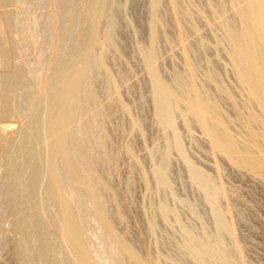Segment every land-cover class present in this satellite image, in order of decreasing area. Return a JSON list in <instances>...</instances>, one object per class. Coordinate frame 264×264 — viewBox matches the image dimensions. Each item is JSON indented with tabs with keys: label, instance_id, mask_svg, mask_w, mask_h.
Segmentation results:
<instances>
[{
	"label": "bare ground",
	"instance_id": "6f19581e",
	"mask_svg": "<svg viewBox=\"0 0 264 264\" xmlns=\"http://www.w3.org/2000/svg\"><path fill=\"white\" fill-rule=\"evenodd\" d=\"M121 1L0 0V167L4 168L0 173V264H246L220 204L226 189L189 158L179 125L185 131L197 127L206 144L203 149L264 179V0L199 1L202 4L143 0L146 21L138 8H143L142 0ZM16 5H28L32 13L45 9V26L39 27L40 13L20 19V11L9 9ZM122 8L136 12L131 20L137 18V28L132 25V29L135 35L146 36V44H133L134 39L129 44L137 45L135 53L141 63L137 65L144 73L141 81L146 80L142 84L149 89L153 124L167 131L147 155L143 151L147 167L143 153L145 160L134 155L132 146L123 147L138 168L146 192L158 196L153 204L124 199V185L118 186V156L112 150L116 149L115 135L125 130L121 118L128 120L129 132L142 139L146 127L143 117L135 116L133 106L123 99L128 100L123 95L125 77L110 67L111 54L123 62V46L117 40L118 15L122 18L120 14L125 13ZM165 13L170 26L165 24ZM196 19L206 24L213 21L214 28H209L215 47L227 58L236 92L223 86L215 69L203 59L211 48L202 34L205 25L198 24L200 30ZM19 34L22 41L16 40ZM24 35L28 39L23 41ZM40 36L47 41L41 40L43 46L36 49L41 54L31 58L27 46L31 43L35 48ZM160 39L176 46L181 59L173 56L174 51L171 57L182 61L180 69L172 63V71L169 63V78L161 69ZM13 57L21 59L14 62ZM200 58L203 66L198 64ZM222 100L235 111L239 129L234 128V119L227 115ZM14 118L20 123L16 129L9 122ZM115 138L116 145L118 136ZM173 153L201 193L211 227L196 204L175 195L169 174ZM132 181L129 177L126 185ZM181 204L188 207L192 218L200 220L199 227L182 221Z\"/></svg>",
	"mask_w": 264,
	"mask_h": 264
},
{
	"label": "rangeland",
	"instance_id": "374dc122",
	"mask_svg": "<svg viewBox=\"0 0 264 264\" xmlns=\"http://www.w3.org/2000/svg\"><path fill=\"white\" fill-rule=\"evenodd\" d=\"M199 1H202V0H198V1H193V2H195V3H197V4H202L203 2H199ZM123 2H125V0L124 1H121L120 3H123ZM140 4H142V6H143V8L141 7V5L140 4H138V5H140V7H138V5H137V7L138 8H141L142 10L144 9V10H146V11H141V9L139 10L140 12H142L141 14H143L142 15V19H143V21H146L147 19V3L145 2V1H143L142 0V3H141V1L139 2ZM146 4V6H144V4ZM17 6L18 5H16V7L14 6V8L13 7H10L9 9H11V10H14V11H16V10H18V11H20V12H18V11H16V12H18L19 14H20V19H25V17H27L29 14H31V15H34V16H37L38 14H35V13H40V19H41V25L39 24V27L41 28L42 26H45V23H46V16H45V14H46V10L45 9H39V10H36V12H34V13H32L33 11H32V9L28 6V5H24V6H22V7H20V5L18 6V8H17ZM13 8V9H12ZM31 9V11L29 12V10ZM21 10H22V12H21ZM27 10H28V12H27ZM45 10V11H44ZM122 10V13H123V11L125 12V13H123V14H120V16L124 19V20H120V19H122V18H120L119 17V15H118V22H121V23H119V27H120V30H119V36H117V40L119 41V43L123 46V53H122V58L121 59H123V62H121V60L120 59H117V56L116 55H114V54H111V57H112V60H111V62H110V67H113L112 69H113V71H114V69H116L115 70V74L116 75H118V76H121L120 74H122V76H124L125 78H124V80H126L125 81V84H127V86L125 85L124 86V96H127V99L129 100H127L126 101V99H125V97H123V99H124V101L130 106V107H132V111H134V113L133 114H135V116H137V117H143V119H144V121H145V124H146V127L147 128H149V129H147L146 127V129L148 130V131H146V129L144 128V137H143V139L141 138V136L138 134V135H136L137 133H135L134 132V134H133V132H129V122H128V120L127 119H125V118H121L122 120H121V122L123 123L122 125L123 126H125L124 128H125V130L122 132L123 134H119V135H115V137H117L118 136V140H116V145H115V140L114 139H116L115 137H114V139H113V147L114 146H116V149L115 148H113L112 150L114 151V153L118 156V160H117V163H118V165H117V171H118V173H117V178L119 179V181H118V183L120 182V184H118V186L119 185H121V184H123L124 185V187H123V185L121 186V189H123V190H121L122 191V194H124L125 195V197H124V195H123V197H124V199L126 198V200H136L137 202H139L140 200H146V202H148V200H149V202L148 203H156V201L157 200H159V198H158V196L157 195H154V194H152V193H148V192H146V190H145V188H144V185L141 183V181H140V179H139V171L137 170L138 168L135 166V164H133V162H132V159H130L131 157L129 156V155H127L126 153H125V151H124V149H123V147H125L126 145H130V146H132V148H133V151H135L134 153H136V154H134V155H137L136 157H141L142 159H144V158H146V155H147V152L148 151H150V150H152L154 147H155V145L156 144H158V141H159V143L162 141V139H163V134L165 135L166 133H167V131H166V129H164V128H162V127H159L158 125H156L155 123V125L153 124V122L154 121H152L153 119H151V118H153V109H152V106H151V103H150V100L148 101V99H149V89L146 87V89H145V86H147V85H143L142 83H144L143 81L145 80V78L143 79V81H141L142 80V78H143V76H144V73L142 72V73H140L141 72V66H140V69H139V66L137 65V64H140L141 65V63H138V62H140L139 61V59H138V57H136V55H137V53H135L136 52V49H135V46H137L138 44H146V42H147V40L145 39V40H143L146 36L145 35H140V34H137V35H135L136 33H134V29H132V25H135L136 26V21H137V18H135L134 17V19H135V23L133 22V20H131V18L133 19V16H135L136 15V12H134V11H130V13H129V11H127V10H130V9H121ZM126 10V11H125ZM23 11H24V13L25 14H23ZM120 12V11H119ZM126 12L128 13V15H126ZM131 12H134V13H132L131 14ZM146 12V13H145ZM121 13V12H120ZM146 14V15H145ZM25 15H27V16H25ZM30 15V16H31ZM39 16V15H38ZM37 16V17H38ZM143 16H145V17H143ZM29 17V16H28ZM129 18V19H128ZM43 19V20H42ZM146 19V20H145ZM164 21H165V24H169V16H168V14L167 13H165V15H164ZM169 19V20H168ZM129 20V21H128ZM199 20V21H198ZM39 21V23H40V20H38ZM167 21V22H166ZM210 22L209 23H204L203 21H201L200 19H196V23H197V25L199 24V25H202V26H200L201 28L204 26L205 27V29H204V27H203V30L202 31H207L209 34H207V32L205 33V31L204 32H202V34H205L206 35V37H204L205 38V40L207 41V43H208V47L209 48H211V49H208L207 51H209L210 52V54L207 52V51H205L206 53H204V56H203V59H206L207 61H209V63H210V66H211V68H213V70L219 75V81H220V83L221 84H223V86H225L226 88H231L234 92H236V90H237V88H236V82L234 81V82H232L233 80H235L234 79V77L232 76V74H231V72H229L230 70H229V64H228V61H227V58H226V56H225V54H224V52H221V51H219V50H217L216 48L217 47H215V44H216V41H215V39H213L214 37H213V35L211 34V29H213L214 28V23H211V22H213V21H211V20H209ZM129 22H131L132 24H128ZM201 22V23H200ZM203 22V23H202ZM171 24V23H170ZM170 24H169V26H170ZM26 25V24H25ZM25 25H23V27L25 26ZM124 25H129L128 27L127 26H124ZM167 25H164V27L165 28H167V30H169V26H167ZM199 25H198V27H199ZM211 25V26H210ZM135 26H133V28H135ZM38 27V29L40 30V28ZM200 27H199V29H200ZM211 29H210V28ZM136 28H137V26H136ZM135 28V29H136ZM127 29H130V30H127ZM171 30L170 31H172V26H171V28H170ZM206 29H208V30H206ZM201 30V29H200ZM210 30V31H209ZM121 31V32H120ZM133 31V32H132ZM132 33H134V34H132ZM41 34V33H40ZM141 34H143V33H141ZM131 37H130V36ZM135 35V36H134ZM207 35H209V36H207ZM23 36V35H22ZM136 36H137V38H139V39H137L136 38ZM193 35H190V39H193L194 37H192ZM40 37H42V36H40ZM39 37V38H40ZM143 37V38H142ZM210 39H209V38ZM18 38H20L19 40H21L22 41V37H21V34H19V36L16 38V40L18 39ZM24 39H23V41L27 38L28 39V37H26L25 35H24V37H23ZM43 39V37L42 38H40L39 40V43H38V45L36 44V46L38 47H36L35 46V48H33V46H34V44H31V43H29L28 44V46H27V48H29V50L31 51V52H29L31 55H32V57H31V55H29L31 58H34L35 56L34 55H40L41 53H36L37 52V50L39 49V47H41V46H43V44L41 45V43L44 41V39ZM126 39V40H125ZM132 39H134L133 40V44L134 43H136L137 44V42H138V44L136 45L135 44V46L133 47L132 45H130L129 43H130V41H132ZM41 40H42V42H41ZM122 40H123V42L124 43H122ZM127 40H129V42H127ZM161 41H159V56L160 57H165V58H160V62H161V69H162V71H164V72H162L163 73V75H164V73H165V76L167 77V78H169V76L168 75H170L169 73H171L170 71H169V69H171V71H172V68L174 67L173 66V64L172 63H177L176 65H175V67H176V69L179 67V65L181 66L182 64H181V60H179V62H177V59H179L180 58V56L178 55L179 54V50H178V48H176V46H170V45H168V44H166V42H164L165 40L164 39H160ZM211 40V41H210ZM47 40L45 39V41L44 42H46ZM137 41V42H136ZM141 41H143V42H141ZM214 43H213V42ZM140 42V43H139ZM161 42H163V44L161 43ZM161 43V44H160ZM165 43V44H164ZM213 43V44H212ZM131 44H132V42H131ZM211 44V45H210ZM40 45V46H39ZM130 45V46H129ZM213 45V46H212ZM30 46H32V48H30ZM45 46V45H44ZM127 46H129V47H133L134 49H129ZM160 46H162V48L160 47ZM165 48H164V47ZM167 46H169L170 48H167ZM175 47V48H174ZM215 48V49H214ZM37 49V50H36ZM167 49V50H166ZM171 49V50H170ZM173 49H175V50H173ZM161 50H163V52H161ZM178 50V51H177ZM35 52V54H34V52ZM171 51L173 52L174 51V53H173V56L175 57L176 56V51L178 52V54H177V59H175V58H173V57H171ZM211 51H213V53H211ZM214 51H216V52H214ZM33 52V53H32ZM135 53V56H133L134 55V53ZM219 52V53H218ZM131 53V54H130ZM133 53V54H132ZM207 53L209 54V55H212L211 56V58H210V56H208L207 55ZM216 53V54H215ZM161 54V55H160ZM168 54V55H167ZM221 54V55H220ZM42 55H43V53H42ZM124 55H129L128 57L127 56H125L124 57ZM169 55H170V59H169ZM220 55V56H219ZM207 56V57H206ZM224 58H222V57ZM124 57V58H123ZM134 57H136V58H134ZM113 58H115V61H114V59ZM213 58L215 59V60H213ZM217 58V59H216ZM222 58V59H221ZM14 59H15V61H14ZM20 59L21 58H15V57H13V61L14 62H19L20 61ZM126 59V60H125ZM162 59V60H161ZM164 59L167 61L166 63L165 62H163L164 61ZM174 59V60H173ZM181 59V58H180ZM202 58H200V59H197V61H198V64L199 65H201V66H203L204 64H203V62H204V60H203ZM225 59H226V61H225ZM17 60V61H16ZM173 61V62H171V61ZM203 60V61H202ZM212 60V61H211ZM220 60V61H219ZM223 60V61H222ZM112 61H113V63H112ZM124 61H126L125 63H124ZM130 61H132V62H130ZM170 61V62H169ZM181 61V62H180ZM214 61H216V62H214ZM222 61V62H221ZM117 62V63H116ZM214 62V63H213ZM131 63H132V65H131ZM169 63H170V65H169ZM219 63H221V65L219 64ZM226 63V64H225ZM115 64V65H114ZM127 64V65H126ZM179 64V65H178ZM203 64V65H202ZM213 64V65H212ZM224 64V65H223ZM113 65V66H112ZM120 65H121V67H122V65H123V67L125 68V67H127V68H125L126 69V71H125V69H124V71H122V69L123 68H121L120 67ZM130 65V67H128ZM168 65L171 67V66H173V67H168ZM178 65V66H177ZM218 65V67H216ZM132 66V67H131ZM133 66H135V67H133ZM167 67L169 68V69H167ZM174 67V68H175ZM222 67V68H221ZM121 68V69H120ZM173 68V69H174ZM181 67H179L178 69H180ZM226 68H228V69H226ZM129 69H131V70H129ZM137 69V70H136ZM136 70V71H135ZM224 70H225V72H224ZM229 70V71H228ZM121 71V73H119ZM138 71V72H137ZM143 71V70H142ZM118 72V73H117ZM126 72V73H125ZM137 72V73H136ZM223 72H224V74H223ZM135 73V74H134ZM226 73V74H225ZM126 74H128V76L126 75ZM223 76H222V75ZM127 76V79H126V76ZM143 75V76H142ZM229 75L230 76H232V77H229ZM164 76V77H165ZM200 76H201V73H200ZM221 76V77H220ZM226 78H225V77ZM139 77H140V79H139ZM165 77V78H166ZM130 79H132V80H130ZM129 80V81H128ZM225 80V81H224ZM130 81H131V83L133 82V83H135L136 85H133V84H131V85H129L130 84ZM226 82V83H225ZM145 83H146V80H145ZM128 86L130 87H133L134 86V88L135 87H138V88H136V89H132V92L129 94L127 91L128 90H130L131 89V87L130 88H128ZM230 86H232V87H230ZM234 86H235V88H234ZM127 88H128V90H127ZM235 89V90H234ZM137 90L138 92H135V91ZM131 91V90H130ZM141 91V92H140ZM127 93V94H126ZM136 95H135V94ZM139 93V94H138ZM133 97H132V96ZM130 96V97H129ZM145 99H146V101H145ZM238 101H239V97L237 96V98H236ZM143 100V101H142ZM142 101V102H141ZM223 102H222V105H223V108H224V110L226 111V113H227V115L229 116V117H231L232 119H234V128H236V129H239V122H238V120H236V117L234 116L235 115V111L229 106V104H228V102H226V100H222ZM129 102H131V104H129ZM140 102L142 103V105L140 104ZM145 103V104H144ZM223 103H225V104H228V105H224ZM136 104V105H135ZM144 104V105H143ZM141 105V106H140ZM144 106V107H143ZM137 109H139V110H137ZM142 109V110H141ZM145 109H147V110H145ZM150 109H152V110H150ZM230 110V112L228 113V111ZM142 112V113H141ZM233 112V113H232ZM138 114H140V115H138ZM149 114H150V116H149ZM232 114H233V116H232ZM149 117H148V116ZM148 118H147V117ZM15 119V120H14ZM13 119V121L11 120V121H9V122H13L14 123V128L16 129L18 126H19V121H18V119H16V118H14ZM150 119V120H149ZM15 121V122H14ZM17 121V122H16ZM149 121V122H148ZM237 121V122H236ZM126 122V123H125ZM152 122V124H150ZM147 123H149V124H147ZM237 123V124H236ZM127 124V125H126ZM148 125V126H147ZM150 125V126H149ZM181 125V124H180ZM179 125V130H180V132L182 133V136H183V144H184V147H185V149H186V151H187V154H188V156L189 155H191V156H189V158L194 162V164L196 165V166H198V167H200V168H202L203 170H205L207 173H209V174H211V175H213L215 178H216V181L217 182H219V183H221V184H223V186L225 187V189H226V192H225V194H224V198L220 201V204L222 205V207H223V210H224V214H225V216L227 217V219H228V221H229V223L232 225V227H233V229L235 230L234 232H235V234H236V240H237V242H238V244L240 245V247H241V250H242V253H243V257H244V259H245V261H246V264H264V179H261V178H259V177H256L255 175H250V174H252V173H250L249 171H247V170H244V169H238V168H235L234 166H232L230 163H228L226 160H224L223 158H221V157H219L218 155H213L212 154V152L207 148H204L203 149V147H206V144H205V141L203 140V138L201 137V134H200V132H199V130L197 129V127L195 128V126H192L191 128H190V130L189 131H185V129L182 127V125L180 126ZM17 126V127H16ZM145 126V125H144ZM155 126V127H154ZM127 127H128V129H127ZM181 128V129H180ZM154 129H156V130H154ZM161 129H163L162 131H161ZM196 129L198 130V131H196ZM158 130H160L159 132H161V133H159L158 132ZM165 130V131H164ZM15 131V130H14ZM149 131H150V133H149ZM164 131V132H163ZM185 133H184V132ZM194 131H196L195 133H194ZM148 132V133H147ZM199 132V133H198ZM161 135V136H159L158 137V135L159 134ZM191 133V134H190ZM193 133V134H192ZM129 134V135H128ZM145 134H146V136L148 135L149 137L147 138V137H145ZM190 134V135H189ZM200 134V135H199ZM151 135H152V137H151ZM120 136H122V137H120ZM140 138H139V137ZM194 136V137H193ZM196 136V137H195ZM134 137V138H133ZM140 140H139V139ZM161 139V140H158V139ZM137 139H138V141L139 142H141V144L137 141ZM153 139H154V141H153ZM192 139V140H191ZM199 139V140H198ZM201 139V140H200ZM150 141V143H149V141ZM156 140V141H155ZM193 140H196V141H193ZM198 141L199 142H201V143H199L198 144ZM187 142V143H186ZM154 143V144H153ZM122 144V145H121ZM123 144H125V145H123ZM144 144V145H143ZM149 144V145H148ZM186 144V145H185ZM117 145H120V146H117ZM137 145V146H136ZM139 145H141V148H139L140 146ZM144 146H145V148H144ZM148 146V147H147ZM154 146V147H153ZM203 146V147H202ZM118 147H119V149H118ZM136 147V148H135ZM201 147V148H200ZM123 149V151H124V153H122V149ZM147 148V149H146ZM150 148V149H149ZM142 149V150H141ZM118 150V151H117ZM146 150V151H145ZM208 150V151H207ZM140 151H142V152H140ZM143 151H145L144 153L146 154H144L143 153ZM140 152V153H139ZM189 152V153H188ZM145 155H143V154ZM200 153V154H199ZM202 153V154H201ZM119 154V155H118ZM141 154H142V156H144V158L141 156ZM121 155H123V156H121ZM171 169H170V171H169V174H170V178H171V182H172V187H173V191H174V193H175V195L178 197V198H180V199H183V200H185L186 202H189V203H192V204H196V206H197V208L200 210L199 212H201L200 214H201V216H202V219L204 220V222L208 225V226H212V225H210L211 223H212V219H211V215H210V212H207L206 213V210L207 211H209L208 210V208H207V206L205 205V203H204V201H203V198L201 197L202 195H201V193L198 191V189L195 187V185H193V184H191V182H190V180H189V178H188V175H187V173H186V171L184 170L185 168H184V166H183V163H182V161L180 160V158L178 157V155L176 154V153H173V154H171ZM214 156V157H213ZM138 157V158H139ZM120 158V159H119ZM194 158H196V159H194ZM125 159V160H124ZM141 159V160H142ZM178 159V160H177ZM119 160H120V162H119ZM131 162V164H133L132 166H131V164H130V162ZM145 160V159H144ZM143 160V161H144ZM123 161V162H122ZM180 164H179V163ZM119 163H121V167H119ZM146 163V164H145ZM145 163H143L144 164V166H146L147 167V158H146V161H145ZM172 164H173V166H172ZM200 164H202V165H200ZM218 164V165H217ZM123 165V166H122ZM129 165V166H128ZM181 165V166H180ZM175 166V167H174ZM219 167V170L218 171H216V167ZM119 167V168H118ZM125 167V168H124ZM129 167H131V168H129ZM175 169H174V168ZM209 167V168H208ZM214 167V168H213ZM127 168V169H126ZM137 168V169H136ZM205 168V169H204ZM123 169V170H122ZM129 169H130V171H129ZM181 169H183L184 170V172H182V170ZM235 169V170H234ZM174 170V171H173ZM4 171V168H1L0 167V173L2 174V172ZM125 171V172H124ZM129 171V172H128ZM136 171V172H135ZM214 171V172H213ZM232 171V172H231ZM245 171V172H244ZM120 172V173H119ZM134 172V173H133ZM234 172V173H233ZM122 173V174H121ZM186 173V177H185V175L184 174ZM237 173V174H236ZM119 174H121V176L119 175ZM134 174V175H133ZM137 174V175H136ZM177 174V175H176ZM249 174V175H248ZM122 175H125V176H122ZM128 175H130V176H128ZM136 175V176H135ZM238 175V176H237ZM240 175V176H239ZM129 177H131L132 178V184L128 187L127 185H126V181H127V179L129 178ZM182 177V178H181ZM186 178V179H185ZM122 179H124V181H125V183H123L124 181H122ZM259 179V180H258ZM136 180V181H135ZM174 180V181H173ZM262 182H261V181ZM138 181V182H137ZM252 181V182H251ZM135 184H136V186H135ZM255 184V185H254ZM141 185V186H140ZM133 186V187H132ZM123 187V188H122ZM135 187V188H134ZM119 188H120V186H119ZM132 188V189H131ZM175 188V189H174ZM130 190L131 191H133L132 193L133 194H131L130 193ZM145 190V191H144ZM193 190H195V191H193ZM144 192H145V194H144ZM127 193V194H126ZM137 195V196H135V195ZM139 195V196H138ZM143 195H145V196H143ZM150 196V197H149ZM133 197V198H132ZM128 198V199H127ZM155 198V199H154ZM230 203V204H229ZM207 208V209H206ZM134 211H135V213H134V211H133V215H137V217L136 216H133V217H135L136 218V221L139 219V214H138V208H137V205H135L134 206ZM178 209H180L179 210V212H181L180 213V216H181V218H182V221L184 222V223H186V224H190V225H193V226H197V227H199V225H200V220L198 219V218H196V217H194V218H192L191 216V213L189 212V209H188V207L186 206L185 207V205L184 204H181V205H179L178 206ZM205 210V211H204ZM135 218H133V220L135 221ZM198 220V221H197ZM135 221V222H136ZM209 221H211V223L209 222ZM131 224H133V227H132V225H130L133 229L135 228L134 227V222L133 221H131ZM1 226V225H0ZM135 230V229H134ZM147 245H150V242H149V240H147Z\"/></svg>",
	"mask_w": 264,
	"mask_h": 264
}]
</instances>
